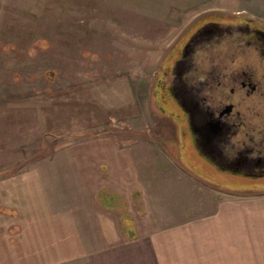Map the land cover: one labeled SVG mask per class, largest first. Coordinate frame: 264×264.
<instances>
[{
    "label": "rangeland",
    "instance_id": "1",
    "mask_svg": "<svg viewBox=\"0 0 264 264\" xmlns=\"http://www.w3.org/2000/svg\"><path fill=\"white\" fill-rule=\"evenodd\" d=\"M236 16L264 25V0H0V206L39 200L32 222L48 228L52 211L79 210L82 186L91 200L110 148L131 150L139 166L171 160L217 186L264 194L181 140L156 86L190 26ZM69 223L80 230L79 219Z\"/></svg>",
    "mask_w": 264,
    "mask_h": 264
},
{
    "label": "crops",
    "instance_id": "2",
    "mask_svg": "<svg viewBox=\"0 0 264 264\" xmlns=\"http://www.w3.org/2000/svg\"><path fill=\"white\" fill-rule=\"evenodd\" d=\"M103 151L91 200L82 186L79 210L53 209L48 228L32 222L39 200L0 206L1 264H264V194L217 186L171 160L139 166L131 150Z\"/></svg>",
    "mask_w": 264,
    "mask_h": 264
},
{
    "label": "flooded vegetation",
    "instance_id": "3",
    "mask_svg": "<svg viewBox=\"0 0 264 264\" xmlns=\"http://www.w3.org/2000/svg\"><path fill=\"white\" fill-rule=\"evenodd\" d=\"M156 86L210 167L264 185V25L199 19L163 58Z\"/></svg>",
    "mask_w": 264,
    "mask_h": 264
},
{
    "label": "water",
    "instance_id": "4",
    "mask_svg": "<svg viewBox=\"0 0 264 264\" xmlns=\"http://www.w3.org/2000/svg\"><path fill=\"white\" fill-rule=\"evenodd\" d=\"M181 140H185V143L186 142H188L186 139H183L182 137H181ZM189 146L193 149V147L191 146V144L189 143ZM197 153V152H196ZM198 154V153H197ZM199 155V154H198ZM201 156V155H200ZM203 157V156H202ZM205 159V158H204ZM205 161L207 162V160L205 159ZM230 175H233V176H235V177H237V178H242V177H240V176H238V175H235V174H233V173H231Z\"/></svg>",
    "mask_w": 264,
    "mask_h": 264
},
{
    "label": "trees",
    "instance_id": "5",
    "mask_svg": "<svg viewBox=\"0 0 264 264\" xmlns=\"http://www.w3.org/2000/svg\"><path fill=\"white\" fill-rule=\"evenodd\" d=\"M159 93V92H158ZM160 95V94H159ZM159 96H158V94H157V98H158Z\"/></svg>",
    "mask_w": 264,
    "mask_h": 264
}]
</instances>
